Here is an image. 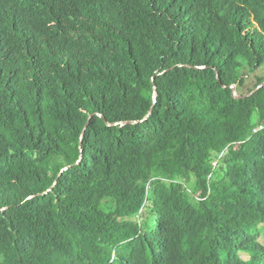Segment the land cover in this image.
Listing matches in <instances>:
<instances>
[{
  "label": "trees",
  "instance_id": "1",
  "mask_svg": "<svg viewBox=\"0 0 264 264\" xmlns=\"http://www.w3.org/2000/svg\"><path fill=\"white\" fill-rule=\"evenodd\" d=\"M263 82L264 0H0V264H264Z\"/></svg>",
  "mask_w": 264,
  "mask_h": 264
},
{
  "label": "water",
  "instance_id": "2",
  "mask_svg": "<svg viewBox=\"0 0 264 264\" xmlns=\"http://www.w3.org/2000/svg\"><path fill=\"white\" fill-rule=\"evenodd\" d=\"M214 72H215V74H216L217 82L220 83V77H219V74H218L216 68H214ZM223 88H224V89L229 88V89L232 91V96H233L235 99H237V100H245V99H248V98H250L251 96H253L255 93H257V92L260 91L261 89H263V88H264V82L261 83V84H259L255 89H253L252 91H250V92H248V93H246V94H244V95L239 94V93L237 92L236 85H234V84H233V85H230L229 87H227V86H223ZM156 98H157V88H156V86L154 85V86H153V103L156 102ZM152 109H153V107H152ZM152 109L148 112L147 116L144 118L143 121L147 120V119L150 117V115L152 114ZM97 115H98L99 117H101L102 119H104V117H103L102 115H100V114H97ZM92 117H93V116H91L90 119H91ZM134 123H137V122H136V121H123V122H117V123H107V125H108V126H121V125L134 124ZM87 126H88V122H87L86 126L84 127V129H83V131H82V133H81V136H80L79 145H80V151H81V152H82V141H83L84 133H85V130H86ZM68 169H69V168H65V169L62 170V172H63V171H66V170H68ZM62 172L59 174V176L62 175ZM55 184H56V181H55L54 185H55ZM54 185H53V187H54ZM53 187H52L51 189H49L46 193H44V195H46L48 192H50V191L53 189ZM30 198H32V197H30ZM30 198H29V199H30ZM4 210H5V209H0V211H4Z\"/></svg>",
  "mask_w": 264,
  "mask_h": 264
}]
</instances>
